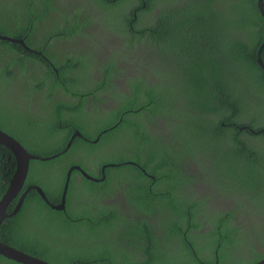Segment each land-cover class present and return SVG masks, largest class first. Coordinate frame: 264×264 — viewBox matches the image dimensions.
Segmentation results:
<instances>
[{"label":"trees","instance_id":"1","mask_svg":"<svg viewBox=\"0 0 264 264\" xmlns=\"http://www.w3.org/2000/svg\"><path fill=\"white\" fill-rule=\"evenodd\" d=\"M56 1L0 0V35L22 39L27 47L0 40V128L30 153L43 157L62 152L76 130L93 139L98 133V123L90 127L84 110L88 91L72 86L69 80L75 73L74 55H50L49 60L43 57L52 34L44 32L42 22L45 16L47 21L52 17ZM132 2L90 0L94 8L90 20L104 32L130 36ZM138 2L139 6L146 4L147 9H142L148 12L155 5V0ZM224 5L227 9H221ZM96 9L102 13H96ZM165 11L169 17L163 18H179L175 34L169 44H151L168 68L174 65L168 56L184 57L183 60L169 69L168 75L162 72L164 77L155 84L126 76L127 90L123 92L114 81L116 60L105 65L106 57L90 49V99L101 107L99 94L113 98L111 106L104 109L109 115L100 123L111 120L102 128L117 127L98 144L90 145L77 138L66 154L51 161L33 160L22 193L38 185L51 203H60L67 171L72 165H81L82 159H90L98 171L104 165L115 164L105 169L106 179L92 182L73 171L65 211L52 209L36 190H31L21 210L0 225L1 242L53 264H239L242 257L250 264L252 255H258L252 240L264 244L261 220L249 217L251 227L242 230L233 222L238 211L232 208L227 214L217 213L210 219L213 226L205 231L207 218L196 221L195 210L201 202L194 201L195 196L190 194V208L186 209L181 196V189L187 187L188 180L189 184L193 182L196 174L189 168L180 171L171 167L179 164V155L175 154L176 160L165 147L153 146L152 139L158 131L148 132L141 120L152 117L145 112L150 101V112L159 114L173 130L174 123L185 116L195 141L208 146H201L206 168L198 176L207 173L206 179L214 188H221L226 195L245 196L263 213L264 160L258 161L257 156L264 153V70L257 58L264 45V18L257 0H191L185 7ZM147 39L153 43L162 41L155 35ZM118 51L133 54L130 44L119 46ZM261 57L264 61V46ZM30 66L37 69L36 74ZM55 69L61 72L60 79ZM34 82L38 89H34ZM16 87L26 89V99L36 96L33 103L43 112L40 118L29 107L16 101L8 103V94ZM80 93L84 98L72 95ZM122 116L125 120L120 122ZM130 143L128 151L124 144ZM106 152H112L108 160L104 159ZM193 156L200 154L194 151ZM74 158L78 162H69ZM15 169L13 153L0 145V199ZM75 174L83 178V183L73 181ZM44 180L55 187H42ZM125 184L134 188L131 202L138 218L126 217L117 205H105V198L123 191ZM151 185L155 187L150 193ZM20 196L21 193L10 204L8 213L15 209ZM160 212L163 216L152 219ZM199 228L202 233L193 232ZM252 228L253 232H247ZM11 263L20 264L0 256V264Z\"/></svg>","mask_w":264,"mask_h":264},{"label":"flooded vegetation","instance_id":"2","mask_svg":"<svg viewBox=\"0 0 264 264\" xmlns=\"http://www.w3.org/2000/svg\"><path fill=\"white\" fill-rule=\"evenodd\" d=\"M67 0H57L55 7L56 10L52 13V17L49 19V21H47V16H45L46 19L43 20L42 22V27L44 28V32L49 35L50 33L51 38L49 41V44H47L46 49V54H43V57L46 60H49V56L50 55H55L58 58L63 57L64 55L66 57H68L70 54H73L74 58L76 59L75 62V66L73 67L75 70V73H73L69 80L72 82V86L74 87H78L80 88V90L88 89V96H87V100L84 102V110L87 113V120L90 124V127H92V125L96 122H101L106 114L109 115V111L108 110H104L102 107H99L97 105H94L93 103V99H90V76L91 74V69H90V49H93L90 47V38L92 37V33L94 31L95 22H93L92 20H90V12H92L94 10L93 7H90V0H71V1H76L78 4L81 3L80 6H68L65 4ZM114 1V0H112ZM132 10H131V15H132V20H133V25H132V33H130V36H126L124 35L123 39L120 40L121 46H127L128 44H130L131 48L136 47V48H140L142 42H146V43H152V44H169L170 40L172 39V36H174V30L177 26V24H179L178 20L179 18H159L160 14L163 12H159L160 14L156 17V19L154 20H149L146 19V17L153 12L154 7L152 9L151 12L146 11V4L139 6V0H132ZM160 0H155L156 2H159ZM171 1L173 3H176V7L175 5L172 3L174 8H180V7H185V4H180V1L177 0H168ZM170 2V3H171ZM142 8H146L145 10H143ZM94 12V11H93ZM93 14V13H92ZM54 27V28H53ZM150 35H155L158 36L162 41L159 43H153L151 42L149 39H147ZM178 38V36L176 37ZM87 40V41H86ZM132 41L134 43H132ZM80 42V44H79ZM157 45V46H158ZM169 61L173 62V67L170 66L169 68L164 65V70L169 73V69H174V67L181 61L183 60L182 57H178V56H168L167 57ZM65 68V67H64ZM72 68V67H70ZM70 68H68V70L70 71ZM67 69V68H66ZM56 74L59 75V79L61 78L60 74L61 72L57 69H55ZM131 75L130 73L127 75L129 76ZM141 76H136L134 80L138 79ZM142 78V77H141ZM146 82H152V83H156L154 80L155 78L153 76H150V81H148L147 79ZM126 81H127V77L125 75L123 83H122V87L120 88L121 91L125 92L127 90V85H126ZM150 83V84H152ZM43 84L48 87V83L43 82ZM33 87L34 89H38V85L37 82L33 83ZM38 92V91H36ZM43 92V89H42ZM74 96L79 97V98H84V94H72ZM111 98V97H110ZM57 100H61L60 98H57ZM77 99L74 100V104H77ZM100 102V100H98V103ZM33 100L31 99H27V105L26 108L29 107L34 113H36L35 115L37 116V118H40L43 115V112L41 109H37L35 104L33 105ZM153 106V101H150V103H148V105L146 106V113H151L153 114L154 118L158 119L160 122L164 123L161 119V116L159 114H155V112H150L151 108ZM95 107H99V109L95 108ZM24 109H21V112H23ZM132 112V111H131ZM135 112V111H133ZM135 114V113H133ZM68 113H65V116H67ZM77 115V114H76ZM79 115V114H78ZM134 116H132L133 118ZM130 118V116H129ZM125 120L124 116H122L120 118V122H123ZM132 120V119H131ZM133 121V120H132ZM147 123H149V120L146 121ZM235 122V121H234ZM235 125V124H234ZM69 128L71 129L72 126L70 124H68ZM225 126H230L229 124H226ZM116 128V127H115ZM104 128H100V132L98 134V136L100 135V133L102 131H104ZM113 130V129H112ZM264 130V129H262ZM256 133V131L254 132ZM107 133L103 134L100 138L99 141L94 143L93 141L96 140L98 138V136L95 139H91L88 138V140L86 138L83 137L82 140H84L85 142L89 143L90 145L93 144H97L101 141V139L103 138L104 135H106ZM194 139V137H193ZM195 140V139H194ZM152 144L153 146H156V138L152 139ZM125 149H127L128 151L131 148V143L130 144H124ZM249 149H254V148H249ZM174 153V152H173ZM175 154V153H174ZM191 155L190 151L188 149H186L183 152V156L185 157H189ZM264 153H260L257 156V160L258 161H263L264 158L263 156ZM131 158V157H129ZM175 159L176 155H175ZM177 162L179 164H171L170 166L173 168H176L180 171H183V165L177 160ZM131 164H134L135 167L137 168H142V165H140L139 163H136L134 161H130ZM136 163V164H135ZM77 165V164H75ZM74 166V165H72ZM71 167V166H70ZM95 168V167H93ZM193 168H195L193 166ZM96 173H89L93 176H95L96 178H102V171L101 169L98 171L97 168H95ZM144 169V168H143ZM196 169V168H195ZM182 173V172H181ZM177 176H180L179 174ZM224 177V176H223ZM187 187L181 189V196H183V200H184V204H185V208L189 209L190 207L188 206L189 202H188V197L191 194L190 190L193 187V185L190 183L189 184V180L186 182ZM201 185H197V187H200ZM155 185H151L148 187V191L151 193L152 190L154 189ZM118 193H114L113 195L110 194L108 197H110L106 202L105 205H107L108 207H114V205L119 206L121 209L120 211L124 213V215L128 218H138V211L136 209V207L132 204L131 202V196L132 193L134 191L133 186H129L127 184H125V188L123 191H119L117 190ZM111 192V191H110ZM204 193V192H203ZM251 194V193H249ZM112 195V196H111ZM227 199H231L234 201V199H236V194H228L226 196H224L223 198L221 197H216V198H205L204 195H200V196H195L194 201H196L197 203L201 202V206L198 204V207L195 211H197V216H196V221H198V218L202 220H204L205 217H208V210L210 208L213 207H218L220 210H224L225 212H221L224 214H227V210H229V201H227ZM251 202V201H249ZM253 203V202H252ZM200 206V207H199ZM199 208V209H198ZM190 212V210H189ZM188 212V214H190ZM163 216V213L160 212L158 215L156 216H152V219H157L158 217ZM216 218V216H215ZM196 230H193L194 233L196 234H200L203 232V229L199 228ZM223 235L220 233V238H222ZM203 242V241H202ZM206 255V254H205ZM218 255V250L216 252V257ZM204 264H210V263H204Z\"/></svg>","mask_w":264,"mask_h":264},{"label":"rangeland","instance_id":"3","mask_svg":"<svg viewBox=\"0 0 264 264\" xmlns=\"http://www.w3.org/2000/svg\"><path fill=\"white\" fill-rule=\"evenodd\" d=\"M180 1V4H185L189 5L191 0H177ZM171 2V1H170ZM156 2L154 10L152 13H150L146 19L149 20H154L156 17L160 14L159 12L164 11L165 9L173 7L172 3L173 2ZM66 5L68 6H80L81 3H77L76 1H71L67 0L65 2ZM174 4V3H173ZM176 7V4H174ZM14 9V8H13ZM221 9H227V6L224 5ZM96 13H102L101 10L96 9ZM106 30L102 29L100 25H95L94 31L92 33V37L90 38V47L93 48V50L99 55H104L106 57V60L104 62L105 65H109L110 61L115 59L116 60V65L118 66L117 68V77L114 78V81L119 85V87H122V83L124 80L125 75L127 76L129 73L131 74V78H135L136 76H141L143 79H147L150 81V76H153L155 78V82L159 81L160 78L168 75L166 71H164V65L163 62L161 61L162 59L159 57L157 51L154 49L153 45L150 43L142 42L140 48L133 47L132 51L133 54L130 56L128 55L129 53L127 51L120 52L118 51L119 46H121L120 40L123 39L124 37L119 35V34H111L108 32H104ZM87 41V40H86ZM80 44V42H79ZM136 60L139 61V65H136ZM30 69L34 74L37 73V69H35L33 66H30ZM95 72V73H94ZM162 72L165 74L163 76ZM94 76H97V70L96 67L93 71ZM39 76H41V73H39ZM94 79L92 78V81ZM26 81V79H24ZM152 83V82H149ZM94 86L92 87V89ZM26 89L22 87H16L15 92L11 91L10 94H8L9 101L8 103H14L15 101L22 104L23 106L27 105V99L25 97V91ZM36 96L33 97H28V99L33 100ZM100 99L103 101L100 103V106L104 109H108L111 104L114 102L113 98L102 96L99 94ZM34 105V104H33ZM249 106V103H248ZM184 107V105H183ZM184 108L180 110L183 114ZM187 114V113H186ZM185 116L179 118L175 123H174V128H170L168 125H165L164 123L160 122L158 119H155V123L148 124L147 125V130L150 133H154L158 131L156 134V144L161 147H165V150H168L170 153H175L179 155V162L183 165L184 168H189V172L196 174V179L191 182L193 187L191 188L190 192L193 196H200L204 195L205 197L212 199L216 197H221L223 198L226 194L224 191L221 190V188H214L209 180L206 179L208 177V174L205 173L203 177L198 176L201 174V172L206 168V159L202 158L201 155L203 153V149L201 146L208 147L205 144H199L197 143L191 134V128L189 125L186 124L185 121ZM111 121V120H110ZM109 120H106L104 122L108 123L110 122ZM102 123L98 124V127H103ZM169 128H168V127ZM90 135V134H89ZM251 141L252 145L257 146V142L254 140H249ZM95 141V140H94ZM188 149L191 153L189 157H185L183 155V152ZM194 151H198L200 154V157H194ZM112 152H109L107 154H104V159L108 160L110 158V154ZM173 153V154H174ZM174 154V155H175ZM69 162H78L77 160L70 159ZM88 173H96L94 171L92 163L90 162V159L84 160L82 159V163H80ZM78 165V164H77ZM193 166L196 168H193ZM67 169V166H65ZM98 169V167H97ZM73 181L75 183H78V181L83 183V178L80 177V175L75 174L73 176ZM42 187H45L46 189L48 188H54L55 186L48 181L44 180L43 183L40 184ZM197 185H201L200 187H197ZM204 192V193H203ZM116 193V192H115ZM113 195V194H112ZM111 195V196H112ZM110 197L105 198V202L109 199ZM230 203L229 205V210L226 212L230 211L232 208H234L236 211L234 215V224L241 228L242 230H245L246 228L251 227V223L249 222V217L256 218L261 220L263 230H264V212L261 213L260 209L258 210L255 208L254 204L252 202H249L245 196L237 195L236 194V200L234 199H227ZM235 205H239L237 208H235ZM116 206V205H114ZM189 206V204H188ZM242 206V207H241ZM118 208H120L118 206ZM208 217L204 221V227L205 231L211 229L213 226L212 223L210 222V219H214L217 213L220 212H225L224 210H220L218 207H213L208 210ZM244 212V213H243ZM254 229H249L247 232H253ZM252 245H253V250L258 253V255H252L253 257L250 258V264H256L260 260L264 259V244H261L258 242L256 239L252 240ZM52 260V259H49ZM51 263V262H50ZM13 264V263H11ZM239 264H247V260H245L243 257L240 261Z\"/></svg>","mask_w":264,"mask_h":264},{"label":"water","instance_id":"4","mask_svg":"<svg viewBox=\"0 0 264 264\" xmlns=\"http://www.w3.org/2000/svg\"><path fill=\"white\" fill-rule=\"evenodd\" d=\"M257 5H258V9H259L261 15L264 18V0H257ZM0 40L12 42V43H18V44H21L24 47H26L25 42L22 39H15V38H11L8 36L0 35ZM263 46L258 51L257 60H258L259 65L261 66V68L264 70V61L261 57V52H262ZM111 129H113V128H109V129L104 130L102 132V134L110 131ZM252 131H253V133L255 132L254 130H252ZM262 132H264V130H262ZM77 137L82 138V134L80 132H75L73 134V136L71 137L70 141L68 142L66 148L62 152L55 154L53 156H50V157H43L40 155L30 153L18 139H16L13 135L9 134L8 132H6L0 128V145L8 148L13 153V155L16 159L15 172H14V174H13V176L9 182V186H8L5 194L0 199V225L7 218L15 216L21 210L23 202L25 200V197H26L27 193L30 192L31 190H36L39 193V195L42 197V199L52 209L57 210V211H65L70 181H71L72 173L75 170L78 171L81 176H83L84 178H86L87 180L92 181V182H101V181H104L106 179L105 169L109 166H115V164H107V165H104L102 167V173H103L102 178H96L95 176L89 174L81 166L74 165V166H71L69 168V170L67 171L66 180H65V184H64L60 203H58V204L51 203L48 200L44 190L41 187H39L38 185H31L22 193V190L25 186L26 179L28 177L31 162L33 160L50 161V160H53V159L60 157L61 155L65 154L69 151V149L72 147V145L74 143V140ZM99 137L97 138V140L95 142H97L99 140ZM20 193H21V196L17 202L15 209L11 213H8V211H7L8 207L20 195ZM0 256H3L4 258H7L9 260L15 261V262L20 263V264H53V263H50L44 259H41L39 257L30 255V254L23 252L21 250H18V249L14 248V247L6 244V243H3L1 241H0ZM256 264H264V259L260 260Z\"/></svg>","mask_w":264,"mask_h":264},{"label":"clouds","instance_id":"5","mask_svg":"<svg viewBox=\"0 0 264 264\" xmlns=\"http://www.w3.org/2000/svg\"><path fill=\"white\" fill-rule=\"evenodd\" d=\"M159 2H163V1L160 0ZM168 2H170V1H168ZM154 4H156V3H154ZM167 14H168V13L164 10V11L160 14L159 18L169 17V15H167ZM25 45H26V44H25ZM26 48H27V47H26ZM85 90L89 92L88 89H85ZM92 91H93V89H92ZM90 92H91V89H90ZM103 109H104V108H103ZM155 119H156V118H154V116H153V114H152V117L145 116V118L142 119L141 122H142V124H143L144 127L146 126V130H147V125H148V124H152V123L155 121ZM147 120H149V123L146 122ZM97 123L99 124L100 122H97ZM114 127H117V126L114 125V126L109 127V128H113V129H115ZM100 128H102V127H97V128H96V130L98 131V133L95 134V135L98 136V134H99V132H100ZM109 128H107V129H109ZM105 130H106V129H105ZM110 131H112V129H111ZM147 131H148V130H147ZM261 131H262V130H261ZM75 132H80V131H79V130H76ZM75 132H74V133H75ZM102 132H103V131H102ZM102 132H101L100 135H99L100 137L103 135ZM108 132H109V131H108ZM108 132H106V133H108ZM148 132H149V131H148ZM74 133H73V134H74ZM80 133L82 134V138H80V137H77V138L83 139V137H84L85 135H83L82 132H80ZM73 134H72V136H73ZM101 134H102V135H101ZM104 134H105V133H104ZM254 134H256V133H254ZM72 136H71V137H72ZM97 136H96V137H97ZM99 136H98V137H99ZM100 137H99V138H100ZM77 138H76V139H77ZM84 138H86V139L88 140V137L85 136ZM70 139H71V138H70ZM76 139L74 140V142L76 141ZM91 139H93V138H91ZM94 139H95V138H94ZM96 140H97V139H96ZM96 140H95V141H96ZM69 141H70V140H69ZM83 141H84V140H83ZM95 141H93V142L96 143ZM98 141H99V140H98ZM98 141H97V142H98ZM86 143H87V142H86ZM73 144H74V143H73ZM88 144H89V143H88ZM97 144H98V143H97ZM93 145H94V144H93ZM69 150H70V149H69ZM107 153H108V152H106L105 154H107ZM65 154H66V153H65ZM50 161H51V160H50ZM79 166H80V165H79ZM81 167H82V166H81ZM82 168H83V167H82Z\"/></svg>","mask_w":264,"mask_h":264}]
</instances>
